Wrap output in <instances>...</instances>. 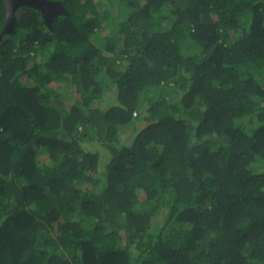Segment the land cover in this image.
<instances>
[{
  "label": "trees",
  "instance_id": "trees-1",
  "mask_svg": "<svg viewBox=\"0 0 264 264\" xmlns=\"http://www.w3.org/2000/svg\"><path fill=\"white\" fill-rule=\"evenodd\" d=\"M53 1L0 0V264H264V0Z\"/></svg>",
  "mask_w": 264,
  "mask_h": 264
},
{
  "label": "water",
  "instance_id": "water-1",
  "mask_svg": "<svg viewBox=\"0 0 264 264\" xmlns=\"http://www.w3.org/2000/svg\"><path fill=\"white\" fill-rule=\"evenodd\" d=\"M7 12L5 28L10 29L16 21V11L22 6H31L42 12L43 15L51 13L50 17L64 11L65 7L62 3H52L50 0H3ZM49 8H51L49 10Z\"/></svg>",
  "mask_w": 264,
  "mask_h": 264
},
{
  "label": "flooded vegetation",
  "instance_id": "flooded-vegetation-1",
  "mask_svg": "<svg viewBox=\"0 0 264 264\" xmlns=\"http://www.w3.org/2000/svg\"><path fill=\"white\" fill-rule=\"evenodd\" d=\"M52 3H58V1H53V0H50ZM51 8H49V10H50ZM49 12H51V11H49ZM48 12V14L47 15H44L45 16V18L47 19V22H51V20H50V15H51V13H49ZM16 13H17V11H16ZM55 16V15H54ZM54 16H52V17H54ZM16 23V21L14 22V24ZM14 24L11 26V28L14 26Z\"/></svg>",
  "mask_w": 264,
  "mask_h": 264
}]
</instances>
